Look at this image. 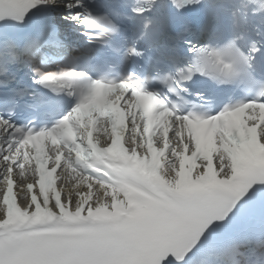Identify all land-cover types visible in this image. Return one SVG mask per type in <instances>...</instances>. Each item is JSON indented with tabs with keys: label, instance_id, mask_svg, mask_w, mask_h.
<instances>
[{
	"label": "snow or ice",
	"instance_id": "snow-or-ice-1",
	"mask_svg": "<svg viewBox=\"0 0 264 264\" xmlns=\"http://www.w3.org/2000/svg\"><path fill=\"white\" fill-rule=\"evenodd\" d=\"M0 264H264V0H0Z\"/></svg>",
	"mask_w": 264,
	"mask_h": 264
}]
</instances>
